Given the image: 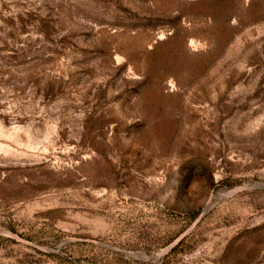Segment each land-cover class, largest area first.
I'll return each mask as SVG.
<instances>
[{"label":"rangeland","instance_id":"obj_1","mask_svg":"<svg viewBox=\"0 0 264 264\" xmlns=\"http://www.w3.org/2000/svg\"><path fill=\"white\" fill-rule=\"evenodd\" d=\"M0 264H264V0H0Z\"/></svg>","mask_w":264,"mask_h":264}]
</instances>
